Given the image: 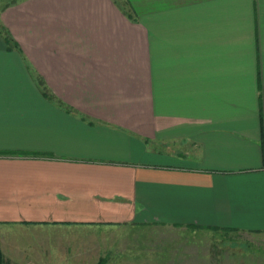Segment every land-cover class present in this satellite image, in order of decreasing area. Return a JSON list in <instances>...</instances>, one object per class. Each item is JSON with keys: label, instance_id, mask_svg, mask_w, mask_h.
<instances>
[{"label": "crops", "instance_id": "obj_1", "mask_svg": "<svg viewBox=\"0 0 264 264\" xmlns=\"http://www.w3.org/2000/svg\"><path fill=\"white\" fill-rule=\"evenodd\" d=\"M0 225L16 264L104 258L78 228L264 233V0L2 5Z\"/></svg>", "mask_w": 264, "mask_h": 264}, {"label": "rangeland", "instance_id": "obj_2", "mask_svg": "<svg viewBox=\"0 0 264 264\" xmlns=\"http://www.w3.org/2000/svg\"><path fill=\"white\" fill-rule=\"evenodd\" d=\"M13 1L0 0V7ZM16 230L0 225L4 264H16ZM74 233L91 239L93 243L86 248L93 251L91 255L96 251L104 257L96 261L101 264L110 254L118 260L126 259L122 260L125 264H264V233L139 225L78 228ZM62 263L90 261L70 259Z\"/></svg>", "mask_w": 264, "mask_h": 264}, {"label": "trees", "instance_id": "obj_3", "mask_svg": "<svg viewBox=\"0 0 264 264\" xmlns=\"http://www.w3.org/2000/svg\"><path fill=\"white\" fill-rule=\"evenodd\" d=\"M99 261L96 264H101V262H99ZM4 262H5V260L3 259L2 253L0 251V264H4Z\"/></svg>", "mask_w": 264, "mask_h": 264}]
</instances>
